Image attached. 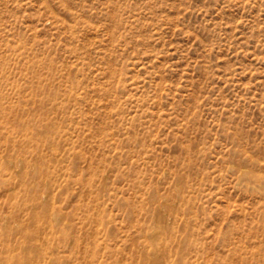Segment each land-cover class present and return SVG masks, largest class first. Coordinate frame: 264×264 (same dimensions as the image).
Returning a JSON list of instances; mask_svg holds the SVG:
<instances>
[{"label":"rangeland","instance_id":"rangeland-1","mask_svg":"<svg viewBox=\"0 0 264 264\" xmlns=\"http://www.w3.org/2000/svg\"><path fill=\"white\" fill-rule=\"evenodd\" d=\"M0 264H264V0H0Z\"/></svg>","mask_w":264,"mask_h":264}]
</instances>
